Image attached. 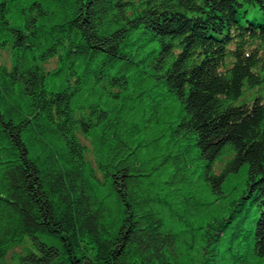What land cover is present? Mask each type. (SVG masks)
<instances>
[{
    "label": "trees",
    "instance_id": "obj_1",
    "mask_svg": "<svg viewBox=\"0 0 264 264\" xmlns=\"http://www.w3.org/2000/svg\"><path fill=\"white\" fill-rule=\"evenodd\" d=\"M1 49L0 264H264V0H0Z\"/></svg>",
    "mask_w": 264,
    "mask_h": 264
},
{
    "label": "rangeland",
    "instance_id": "obj_2",
    "mask_svg": "<svg viewBox=\"0 0 264 264\" xmlns=\"http://www.w3.org/2000/svg\"><path fill=\"white\" fill-rule=\"evenodd\" d=\"M0 57H1L2 60H8V57H9L8 50L1 49L0 50ZM257 98H264V84L262 86H257L255 88H251L250 90H248L246 92V94H244L242 99L243 100L245 99L246 101H249L248 103L251 102V105H252L253 102H255ZM242 175L243 174H241V177H242ZM14 251H21V246H16L14 250L10 251V253L3 260V262L4 261H8L9 262L12 259Z\"/></svg>",
    "mask_w": 264,
    "mask_h": 264
},
{
    "label": "bare ground",
    "instance_id": "obj_3",
    "mask_svg": "<svg viewBox=\"0 0 264 264\" xmlns=\"http://www.w3.org/2000/svg\"><path fill=\"white\" fill-rule=\"evenodd\" d=\"M99 64H101V62L99 63ZM98 66V65H97ZM100 68V67H99Z\"/></svg>",
    "mask_w": 264,
    "mask_h": 264
}]
</instances>
